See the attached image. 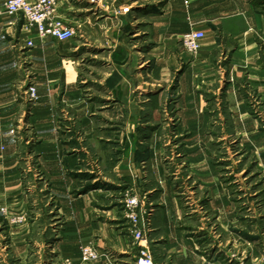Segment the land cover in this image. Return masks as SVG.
<instances>
[{
  "label": "crops",
  "instance_id": "0c3cea01",
  "mask_svg": "<svg viewBox=\"0 0 264 264\" xmlns=\"http://www.w3.org/2000/svg\"><path fill=\"white\" fill-rule=\"evenodd\" d=\"M4 1L0 0V8ZM56 17L75 30L72 38H39L34 30L21 28L20 15L0 16V203L16 213L29 206V199L21 192L22 165L13 136L14 123L27 107L14 87L18 81L29 79L18 64L26 55L37 93L26 118L35 128L37 162L48 175L50 193L64 223L54 246L58 244L60 255H79L80 246L91 242L101 253L112 255L109 264H134L136 245L109 226V217L102 216L91 201L93 193L70 194L73 182L68 171L79 158L56 144V121L70 113L81 127L96 125L91 109L109 107L123 114L124 109L132 108L134 88H140L139 93L152 100L164 92L154 88L159 81L156 79L173 74L181 123L205 125L202 92L218 84L216 65L220 55L235 77L247 78L249 88L264 104V58L260 49L264 20L252 0H57ZM14 29L19 30L14 33L12 47L7 33ZM189 30L204 32L195 57L185 51L180 40ZM26 38L33 46L22 49ZM84 83H89L88 88ZM231 88L229 84L219 100L222 98L228 109L239 113L233 118L234 128L242 136L240 141H249L257 165L264 169V131L259 128V120L250 115L244 94ZM87 89L95 93H87ZM204 172L196 173L195 178L208 189L206 207L215 211L218 225L227 233L226 226L234 219L227 188L212 167L206 175ZM152 208L147 230L152 232L149 246L154 264H215L213 255L208 259L198 251L196 239L190 234L195 225H186L188 217L177 197L159 196ZM77 258L75 264H108L102 258L94 263H80Z\"/></svg>",
  "mask_w": 264,
  "mask_h": 264
},
{
  "label": "rangeland",
  "instance_id": "374dc122",
  "mask_svg": "<svg viewBox=\"0 0 264 264\" xmlns=\"http://www.w3.org/2000/svg\"><path fill=\"white\" fill-rule=\"evenodd\" d=\"M252 2L264 20V0ZM19 24L24 31H29L23 21ZM18 30L7 33L12 47L14 33ZM28 39H24L22 49L33 46L28 45ZM260 49L264 58V33H260ZM223 57L220 55L216 65L218 84L202 92L206 100L205 125L181 123L182 115L173 92L176 78L172 74L150 83L164 91L152 100H146L139 93L140 88H134L132 108L124 109L123 114L109 107L91 109L96 125L81 127L68 113L54 126L58 134L56 144L79 158L76 166L68 171L73 182L70 194L93 193L92 203L102 216L109 217L106 220L109 226L126 239L132 238L124 200L136 196L140 207L139 225L153 260L149 246L152 232L147 230L148 224L155 201L167 194L182 203L188 217L186 225H195L190 234L196 239L198 251L208 259L213 255L215 264H252L264 252V169L257 165L249 141H240L242 136L234 128L233 118L239 113L228 109L219 97L229 84L241 91L250 115L259 120L262 131L264 104L249 88L247 78H237L230 72ZM21 60L18 64L29 79L24 83L18 81L14 87L20 91L27 107L14 123L13 136L22 165L21 192L29 199V206L24 212L16 213L0 203V264H64L66 258L76 260L78 253L63 256L58 252V244L54 246L62 229L60 225L64 223L58 203L50 193L48 175L38 164L34 151L38 138L26 117L36 99H30L27 93L33 83L26 55H22ZM136 81L134 87L140 83ZM83 85L88 88L89 83ZM87 90V93H95L93 89ZM125 122L131 123L126 125ZM210 167L216 170L218 180L227 188L232 204L234 219L226 226L227 233L218 225L215 211L206 207L210 197L208 189L195 178L196 173L208 171ZM106 255L101 258L109 264L113 257Z\"/></svg>",
  "mask_w": 264,
  "mask_h": 264
},
{
  "label": "built area",
  "instance_id": "2783aa9c",
  "mask_svg": "<svg viewBox=\"0 0 264 264\" xmlns=\"http://www.w3.org/2000/svg\"><path fill=\"white\" fill-rule=\"evenodd\" d=\"M56 5L57 0H5L0 8V16L2 14L20 15L28 30H34L39 38L50 36L58 41H66L74 36V30L56 17ZM203 38V31L189 30L181 36L180 40L185 51L195 56L201 47ZM27 43L29 46L33 45L31 39H28ZM27 93L30 99H37L36 88L33 84L28 86ZM124 206L132 242L138 249L134 264H153L152 255L145 243L144 232L139 225L138 198L136 196L126 197ZM101 257H107L106 253H101L95 245L89 242L80 246L77 259L80 263H89ZM64 264H75V262L66 258ZM252 264H264V252Z\"/></svg>",
  "mask_w": 264,
  "mask_h": 264
}]
</instances>
